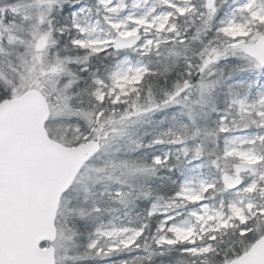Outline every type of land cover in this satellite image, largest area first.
<instances>
[{
  "label": "snow or ice",
  "instance_id": "6c2138e0",
  "mask_svg": "<svg viewBox=\"0 0 264 264\" xmlns=\"http://www.w3.org/2000/svg\"><path fill=\"white\" fill-rule=\"evenodd\" d=\"M0 264H264V0H0Z\"/></svg>",
  "mask_w": 264,
  "mask_h": 264
}]
</instances>
